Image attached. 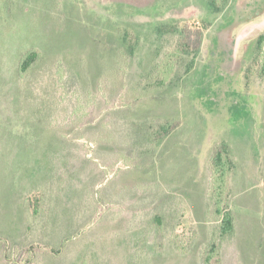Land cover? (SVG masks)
Returning <instances> with one entry per match:
<instances>
[{
	"label": "rangeland",
	"instance_id": "rangeland-1",
	"mask_svg": "<svg viewBox=\"0 0 264 264\" xmlns=\"http://www.w3.org/2000/svg\"><path fill=\"white\" fill-rule=\"evenodd\" d=\"M133 12L201 30L194 69L185 57L154 87L160 58L141 40L124 73L119 31ZM262 34L264 0L221 14L207 0H0V264H200L213 241L222 264H264ZM176 40H162L165 53ZM32 50L41 59L22 74ZM166 119L178 127L158 149L134 126ZM219 145L235 167L224 241L210 172Z\"/></svg>",
	"mask_w": 264,
	"mask_h": 264
},
{
	"label": "trees",
	"instance_id": "trees-1",
	"mask_svg": "<svg viewBox=\"0 0 264 264\" xmlns=\"http://www.w3.org/2000/svg\"><path fill=\"white\" fill-rule=\"evenodd\" d=\"M230 1L231 0H207L208 5H210L211 10L215 14L223 13ZM129 8L137 11L135 7ZM134 15L136 17L137 12H133L129 20L121 19L126 21L124 23L128 24L119 31L122 42V50H119L117 53L119 58L118 60H122H120V62L122 63V68H124V73H126L128 76L132 75L133 64L138 60V51L142 45L141 40L145 42V45L151 44L150 47H155L154 52L158 55V58H160V60L156 62L155 70H153L155 71L154 74L151 72V70L148 73L155 78V81L153 82L154 87L162 88L164 85H166V83L172 79V70L176 69V66L185 57L192 58V60L187 63L185 72L190 73L194 69L195 59L199 53L203 36L201 30L191 26V24H189V22L185 19L177 20L169 18L166 19V21L156 20L147 22L145 20L144 22L136 19ZM190 27L193 28L190 29ZM167 36H173L174 38H177V40L171 47L172 50L165 53L161 42ZM263 47L264 34L260 35L256 40L255 48L258 51V56L256 57V53H254L255 55L252 60L257 59L258 61L260 59L259 56L263 51ZM40 59V52L37 50L30 51L21 61L20 73L26 74L29 72L37 65ZM248 73H250V70ZM258 73L261 77H264V64L260 66ZM134 126L138 130L144 131L143 134H140V136L148 137L149 142H154L155 149H158L159 145H161L164 140L171 136L178 127L177 122L168 119L160 120L158 123L149 125L148 127L140 125ZM210 162L212 166L210 172L212 179L214 180L212 183H220L219 186H216V184L213 185L214 189L216 190L214 201V205L216 207L215 212L221 218L219 219L220 224L217 228L216 234L218 239L224 241L235 233V218L233 212L230 211L229 206L225 205L222 194L225 184L228 182V177L235 168L229 147L227 145H219V147H216V149L213 151ZM40 206V199H36L29 204V207L35 216L38 215L39 208H41ZM154 222L157 226H159L160 229L164 227L163 219L157 217L155 218ZM159 243V246H161L160 249H162L163 243L161 236L159 237ZM200 264H222L217 241H213L210 249L201 256Z\"/></svg>",
	"mask_w": 264,
	"mask_h": 264
}]
</instances>
